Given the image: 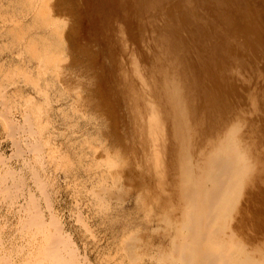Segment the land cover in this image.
<instances>
[{"label": "rangeland", "instance_id": "rangeland-1", "mask_svg": "<svg viewBox=\"0 0 264 264\" xmlns=\"http://www.w3.org/2000/svg\"><path fill=\"white\" fill-rule=\"evenodd\" d=\"M21 1L0 0V17H3L0 18V21L3 20L0 22V99L5 94L2 100L8 105H2L8 108L5 110L0 100V160L6 161L0 165L3 167L1 174L11 169L17 174L14 178L16 182L13 178L8 181L13 189L11 186L8 187L9 192L7 188L4 191L0 189V264H49L48 258L40 255L41 247L39 251L37 247L44 243L45 233L50 230L57 232L52 230L55 223L60 225L64 235L57 237L58 246L66 245L68 241L69 250H74L73 256L80 264H117L122 261V264H197L193 255L178 252L180 249L175 244V240L178 242L181 238H178L174 228L180 223L181 209L185 206L184 199H181L184 189L180 188V182L181 186L184 185L185 178L181 180V173L187 167L185 170L191 174L188 183L192 184L195 167L201 159L200 151L207 148L211 142L209 139L213 141L215 136L217 139L230 129L232 132L229 134L233 135L232 139L244 156L250 173L229 214L230 228H225L231 229L236 237L237 251L230 252L236 251L235 255L245 264H264V0H48V11L44 8L46 10L41 14L49 22L43 39L40 36L43 17L37 20L35 13L28 10L31 2ZM229 17L232 18L230 23ZM7 18L11 22H6ZM195 29L200 33L197 34ZM19 36L22 37L19 39ZM14 37L19 40L15 41ZM193 38H198V43ZM26 39L27 42L30 39L28 46ZM39 55L44 62L38 68ZM213 57L216 59H211ZM198 81L220 100L219 109L207 111V121L202 125L199 123L201 116L190 106L192 93L189 95L190 86ZM32 83L40 90L38 94L33 86L30 87ZM172 85H176L187 97L184 110L187 111L188 121L186 118L183 128L186 133L189 131L191 137L186 141L188 147L183 150L182 138L179 139L177 134L176 116L172 117L170 111L173 108L166 105L169 98L167 91ZM156 91L162 94V101L157 98ZM195 92L193 90L194 97ZM161 104L165 109H161L159 115L164 122V140H167L161 145L162 169L156 166V158L152 154L153 135L150 136L147 124L148 105L158 111ZM176 112L178 110L173 113L176 115ZM21 114L30 116L31 122L28 118L27 122V119L23 120V116H19ZM4 117L12 120L13 124L8 128L2 121ZM184 120L185 117L182 123ZM28 122L29 127L34 129L31 133L35 132L37 136L32 134L30 138L29 132V137L24 140L25 133L21 130L27 134ZM10 127L16 129L15 132ZM16 131L20 133L21 140ZM33 139L37 144L40 140L36 149L40 146L43 149V152L41 148L40 152L38 150L40 161L35 159V153L30 149V146L34 147ZM24 142H28L27 147L32 153L28 154ZM89 145L91 150L87 147ZM18 147L23 152L27 150L21 153ZM184 154L189 155L185 156L186 161L181 158ZM25 157L27 160H24ZM42 161L43 168L39 166ZM88 163L92 169L87 171ZM224 167L221 164L218 170H226ZM219 173L223 175L226 171ZM34 176L38 180L41 177L43 185L30 179ZM19 180L24 181L19 184ZM100 181L106 184L101 187ZM94 182L97 184L94 185ZM16 186L25 188L19 191L14 189ZM92 186L97 187L95 190L99 187L104 190L96 193ZM107 186L110 193L105 192ZM109 186L116 189L115 192ZM78 187L79 190L76 189ZM10 189L15 192L12 194ZM75 191H79L80 195ZM41 192L46 193L48 201L40 195ZM93 192L96 199L98 194L104 207L102 202L96 201ZM81 194H85L86 198ZM198 194L199 191H195L192 199H196ZM30 195L36 198L32 207ZM75 198L79 202L76 203ZM34 204L39 207H34L31 212ZM36 211L39 212L36 214ZM48 213H52L54 218L50 219ZM29 218L32 222L37 220L34 227ZM28 229L32 231L27 232ZM92 231L94 236L89 234ZM38 235L39 238L36 237ZM129 243L133 247H129L131 253L136 252V255L130 254L132 260L136 256L132 262L128 259L131 258L129 254L125 253L129 251ZM247 248L249 251H246ZM260 254L262 257H259ZM77 260H68L67 264H78Z\"/></svg>", "mask_w": 264, "mask_h": 264}, {"label": "bare ground", "instance_id": "bare-ground-1", "mask_svg": "<svg viewBox=\"0 0 264 264\" xmlns=\"http://www.w3.org/2000/svg\"><path fill=\"white\" fill-rule=\"evenodd\" d=\"M23 1V0H22ZM21 1V2H22ZM27 1V0H26ZM26 1H23V2H25V3H27ZM47 1L48 0H29V5L27 6V7H30L29 9L28 8H26V9H28L29 10V12L30 11H33L34 13H35V15L34 16H37V20H38V18H41V17H43V19H41V25H40V27H41V30H43L42 31V33H41V38L42 37H44L45 35H46V32H47V27H46V24H48L49 22H48V19H46V17H45V19H44V16H42L41 14L42 13H44V11L46 10V11H48V8H47ZM183 1V0H182ZM17 2H19V0H17ZM49 2V1H48ZM160 2V1H159ZM209 2V1H208ZM123 3V2H122ZM180 3V2H179ZM197 3V2H196ZM143 4V3H142ZM183 4V3H182ZM204 4H206V2H204ZM208 4V3H207ZM122 5V4H121ZM229 5V4H228ZM22 6V8H24L25 7V5H24V7H23V5H21ZM200 6V5H199ZM207 6V5H206ZM217 6H219V5H217ZM44 8H46V9H44ZM108 8V7H107ZM187 8V7H186ZM193 8V7H192ZM1 9V8H0ZM3 9V8H2ZM160 9V8H159ZM185 9V8H184ZM199 9V8H198ZM216 9V8H215ZM10 10H12V9H10ZM18 10V9H17ZM194 10H196V9H194ZM214 10V9H213ZM156 11V10H155ZM28 11H27V13H29ZM189 12H191V11H189ZM210 12H212V11H210ZM216 12V10H214V13ZM32 13V12H31ZM46 14V16H47V12H45ZM169 13V12H168ZM198 13V12H197ZM33 14V13H32ZM213 14V13H212ZM215 14H217V13H215ZM2 14H0V16H1ZM27 15V14H26ZM41 15V16H40ZM44 15V14H43ZM206 15V14H205ZM214 15V14H213ZM31 16V15H30ZM33 15H32V17L33 18H36V17H34ZM40 16V17H39ZM50 16V15H49ZM198 16V15H197ZM25 17V16H24ZM179 17V16H178ZM186 17H187V15H186ZM228 17V16H227ZM1 18V17H0ZM3 18V17H2ZM1 18V19H2ZM33 18H31V19H33ZM190 18V17H189ZM230 18L231 17H229L228 19V22L230 23ZM5 19V18H4ZM188 19V18H187ZM232 19V18H231ZM51 19H49V21H50ZM173 20V19H172ZM178 21H179V24H181L180 23V19L178 18L177 19ZM1 21H3V20H1ZM0 21V22H1ZM6 22H11L10 21V18L8 19H6L5 20ZM188 22H189V20H188ZM24 23V22H23ZM184 23H185V16H184ZM186 23H187V21H186ZM232 23V22H231ZM21 24V23H20ZM24 24H26V23H24ZM178 24V25H179ZM190 24V23H189ZM186 25V24H185ZM188 25V24H187ZM194 25V24H193ZM192 25V26H193ZM195 26V25H194ZM186 27V26H185ZM224 27V26H223ZM170 28V27H169ZM193 28V27H192ZM194 28H197V27H194ZM241 28V27H240ZM18 29V28H17ZM142 29V28H141ZM177 29V28H176ZM198 29V28H197ZM7 31V30H6ZM25 31V30H24ZM194 31V30H193ZM192 31V32H193ZM195 31H196V33L198 34V33H200V30H196L195 29ZM194 31V32H195ZM197 31H199V32H197ZM213 31V30H212ZM4 32V31H3ZM190 32V31H189ZM191 32V33H192ZM5 33V32H4ZM19 33V32H18ZM190 33V34H191ZM195 34V33H194ZM193 33H192V35H194ZM197 34H195V36L197 35ZM259 34V33H258ZM3 35V34H2ZM18 35H20V34H18ZM25 35V34H24ZM109 35V34H108ZM192 35H191V37H192ZM11 36V35H10ZM17 36V35H16ZM36 36V35H35ZM22 36H19V39L21 38ZM198 37V36H197ZM232 37V36H231ZM230 37V38H231ZM24 38V37H23ZM189 38V37H188ZM14 39H15V37H14ZM16 39H18V37L16 38ZM16 39H15V41H16ZM18 39V40H19ZM43 39V38H42ZM120 39V38H119ZM192 40V39H191ZM191 40L189 41V42H191ZM193 40H198V38H193ZM29 41H30V39L28 40V42H27V39L25 40V43L27 44L26 46H28V44H29ZM120 41V40H119ZM19 41H17L16 43H18ZM188 42V43H189ZM224 42V41H223ZM238 42V41H237ZM25 43H24V45H25ZM187 43V42H186ZM197 43H198V41H197ZM232 43V42H231ZM241 43V42H240ZM20 44V43H19ZM228 44V43H227ZM16 45V44H15ZM181 45H183V44H181ZM186 45V44H185ZM188 46H189V44H187ZM193 45V44H192ZM220 45V44H219ZM223 45H224V43H223ZM21 46V45H20ZM217 46V45H216ZM225 46V45H224ZM14 47V46H13ZM18 47V46H17ZM45 47H46V45H45ZM191 47H195V46H190L189 48H191ZM229 47V46H228ZM21 48V47H20ZM25 48V47H24ZM211 48V47H210ZM19 49V48H18ZM23 49V48H22ZM26 49V48H25ZM229 49L230 48H228V51H229ZM239 49V48H238ZM44 50V49H43ZM46 50V49H45ZM25 52V51H24ZM197 52V51H196ZM224 53H225V50H224ZM25 54V53H24ZM37 54V53H36ZM20 55H22V54H20ZM29 55V54H28ZM234 55V54H233ZM12 56V55H11ZM32 56V55H31ZM224 56V58L226 57L225 56V54L223 55ZM237 56V55H236ZM37 57V56H36ZM197 57V56H196ZM27 58V57H26ZM195 58V57H194ZM216 59V57H213V58H211V59ZM32 59V58H31ZM200 59V58H199ZM211 59H209V61L211 62ZM20 61L22 62L23 60H21L20 59ZM30 61V60H29ZM32 61V60H31ZM30 61V62H31ZM39 61L41 62V64L39 63ZM217 61V60H216ZM244 61V60H243ZM42 62H44V59L42 58V56H38L37 57V63H36V66H38V68H39V66L40 65H42ZM210 62H209V64H210ZM213 63H214V61H212ZM211 62V63H212ZM247 62V61H246ZM240 63V62H239ZM24 64V61H23V63H22V65ZM38 64V65H37ZM220 65H223L222 63H219ZM25 65V64H24ZM56 65V64H55ZM212 65V64H211ZM216 65V64H215ZM58 66V65H57ZM33 67V66H32ZM166 67V66H165ZM200 67V66H199ZM26 68H27V66H26ZM38 68H37V70H38ZM41 68V67H40ZM44 68V67H43ZM201 68V67H200ZM15 70V69H14ZM43 70V69H42ZM33 71V70H32ZM46 71V70H45ZM134 71V70H133ZM136 71V70H135ZM138 71V70H137ZM260 71V70H259ZM23 72H24V70H23ZM39 72V71H38ZM56 72V71H55ZM25 73V72H24ZM50 73V72H49ZM58 73V72H57ZM143 73V72H142ZM198 73V72H197ZM137 74V73H136ZM135 75V74H134ZM193 75V74H192ZM195 75V74H194ZM216 75V74H215ZM7 77H9V76H7ZM114 77V76H113ZM173 77V76H172ZM207 79V78H206ZM19 81V80H18ZM111 82V81H110ZM109 83V82H108ZM171 83V80L169 81V84ZM190 83V82H189ZM204 83H206V82H204ZM8 84V83H7ZM22 84V83H21ZM33 85H31L30 87H32L33 86V88L35 89H33L34 91H36L37 92V94H38V92H40V90L38 89V87H37V85H35L34 83H32ZM48 84V83H47ZM188 84V83H187ZM6 86V85H5ZM28 86V85H27ZM112 86V85H111ZM139 86V85H138ZM29 87V86H28ZM47 87V86H46ZM45 87V88H46ZM113 88V87H112ZM137 88V87H136ZM48 89V88H47ZM52 89V88H51ZM3 90V89H2ZM138 90H139V88H138ZM193 90H195L196 92H195V97H194V93H193ZM5 91V90H4ZM43 91V90H42ZM0 92H1V89H0ZM6 92V91H5ZM42 93H45V92H41V94ZM49 93V92H48ZM47 93V94H48ZM167 93H168V95H169V98H168V102H166V105L168 104L170 107H172L173 108V110H170L171 111V113H172V117H174V116H176V124H177V134H178V138L179 139H181L182 138V143H181V147H182V150L183 149H185L186 147H188V145H187V143H186V141L187 140H189L190 139V135L188 134L189 133V131H188V133H186L185 132V130H184V128L183 127H185L183 124L186 122V118H187V121H188V116H187V111H186V109L184 110V107H186L185 106V104H184V102H185V99L187 98L186 97V95L176 86V85H172L171 87H170V89H169V91H167ZM190 93H192V95H190ZM155 94H156V96H157V98L159 97V99H160V101H162V94L159 92V91H156L155 92ZM0 95H1V93H0ZM5 95V94H4ZM4 95H2L1 97H2V99H4L3 98V96ZM40 95V94H39ZM189 95H190V99H191V105L190 106H192V108L195 110L196 109V111H197V115L198 116H201V120L199 121V123H200V125H202V124H205L206 123V121H207V117H205V115L207 114V111L208 112H210L209 110L210 109H219V107H218V105L220 104L219 102H220V100H218L217 98H215L216 96H215V94L214 93H210V92H208L207 90H205V86H204V84L202 83V82H200V81H198L196 84H193V85H191L190 86V90H189ZM44 96V100H45V97H46V94H44L43 95ZM171 96V97H170ZM49 97V96H48ZM135 98V97H134ZM162 98V99H161ZM171 98V99H170ZM2 99H0L2 102H1V106L4 104V107H6V106H8L7 104L5 105V103H4V100H2ZM6 99V98H5ZM48 99V98H47ZM132 99V98H131ZM222 99H224V98H222ZM222 99H221V101H222ZM10 102V101H9ZM16 102V101H15ZM50 102V101H49ZM150 102H152V101H150ZM190 102V101H189ZM8 103V102H7ZM165 103V102H164ZM15 104V103H14ZM162 105L163 104H161L160 106L161 107H159V105H158V109H160V110H158L157 111V108L155 109L154 107H152L151 105H148L149 107H147L146 105V107H147V118H148V127H149V134H150V136L151 135H153L152 137H151V139H152V147H153V149H152V154L155 156V158H156V166L157 167H159V168H161L160 166L161 165H163L162 164V159L163 158H161V155L163 156V153H162V144H163V141L165 142H167V140H164V138H165V128H164V122H162L163 121V119L160 117L161 115H159V111H162L161 109H163L162 108ZM72 106V105H71ZM3 107V106H2ZM3 107V108H4ZM17 107H20V106H17ZM163 107H165V105L163 106ZM176 109H175V108ZM3 108H1V109H3ZM15 108V107H14ZM51 108V107H50ZM5 110L6 109H8V108H4ZM3 109V110H4ZM146 109V108H145ZM150 109V113L148 112V110ZM165 109V108H164ZM163 109V110H164ZM21 110H22V108H21ZM23 110H25V109H23ZM32 110V109H31ZM175 110L177 111L178 110V112H176V115H175V113H173V112H175ZM214 110V111H215ZM12 111V110H11ZM38 111V110H37ZM25 112V111H24ZM32 112V111H31ZM34 112V111H33ZM28 113V112H27ZM35 113V112H34ZM36 114V113H35ZM161 114V113H160ZM9 115V114H8ZM26 115V114H25ZM28 115H29V113H28ZM37 115V114H36ZM6 116V115H5ZM19 116H23L22 114L21 115H19ZM31 116H33L34 117V115H32L31 114ZM30 116H28L27 117V115H26V117L25 116H23V120H26L27 118L29 119V121H30V119L31 118H29ZM40 117V116H39ZM184 117H185V120H184V122L182 123V120L184 119ZM11 118V117H10ZM36 118V117H35ZM147 118H145V119H147ZM28 119L26 120V122L28 121ZM34 119V118H33ZM178 119H179V121H178ZM39 120V119H38ZM37 120V121H38ZM167 120V119H166ZM199 120V119H198ZM2 121L4 122V124L6 125V127L8 126H11V123H12V120L11 119H9L8 117H4V119H2ZM34 122H36L35 120H33ZM147 121V120H146ZM168 121V120H167ZM17 122V121H16ZM31 122V121H30ZM67 122V121H66ZM182 123V124H181ZM13 124V123H12ZM32 124V127L34 126L33 125V123H31ZM30 124V125H31ZM167 124V123H166ZM19 125V124H18ZM17 125V126H18ZM26 125H28L27 126V128H26V130H28V132H27V134H26V132H24V131H22L21 130V132L22 133H25L24 134V136L25 137H23L24 138V140H26V138H28L29 137V134H31L30 135V138H32L31 136H32V134H34L35 135V132L34 133H31V131H34V129L33 128H31V127H29V122L28 123H26ZM40 125V124H39ZM171 125V124H170ZM15 126H16V124H15ZM15 126H14V128H15ZM22 126V125H21ZM20 126V127H21ZM188 126V125H187ZM5 127V126H4ZM7 127V128H8ZM19 127V126H18ZM24 127H26V126H24ZM28 127H29V129H28ZM6 128V129H7ZM10 128H12V127H10ZM14 128H12L13 129V132H15L14 130H16V129H14ZM190 128V127H189ZM19 129V128H18ZM17 129V131H19ZM23 129H25V128H23ZM172 129V128H171ZM188 129V128H187ZM25 130V131H26ZM16 131V132H17ZM12 132V133H13ZM30 132V133H29ZM230 132H232V129H230V130H228L225 134H223V135H221V136H217V139H216V136H215V138H213V141L211 140V139H209L211 142L209 143V145L207 146V148H204V149H202L201 151H200V154H201V159H200V162H199V164L195 167V175H194V178H193V183L192 184H189L188 182L189 181H191L189 178V175H191L190 174V171L189 170H185V168H187V167H184L183 169H184V171L182 170V172H184V173H181L182 174V178H181V180H183V178H185V181H183V184L185 185V187L186 186H188V187H183L184 185H182L181 186V183L182 182H180V188H183L184 190V194H182V192L180 193V194H182L183 195V197H181V199L183 198L184 199V202H183V204L185 205L184 206V208H183V210L181 209V221H180V223L179 224H177V227L176 228H174L176 231V234H177V236H178V238L180 237L181 239L177 242L176 240H175V244L177 243L178 244V247H177V249H180V250H177L178 252H183V253H186V254H190V255H193V259H195V261H196V263L197 264H245L246 262H242L240 259H238V257L235 255V252L237 251L236 249V240H235V238L236 237H234L235 236V234H233L231 231V229L230 230H227V229H225V228H228V217H229V214H230V212H231V210H233L232 209V207H233V205L235 204V201H236V196H237V194H238V192L242 189V187H243V185H244V183H245V179H246V177L250 174V173H248V171L249 170H247L248 168H249V166H247V164L245 163V158H244V156H242L241 155V153L238 151V147H237V145H236V142L232 139V138H234L233 137V135L231 136L229 133ZM29 133V134H28ZM191 133V132H190ZM9 134V133H8ZM14 135L16 134V133H13ZM17 134H18V132H17ZM43 134V133H42ZM219 134V133H218ZM13 135V136H14ZM20 133L18 134V138L21 140V138H20ZM12 136V138L14 139V137H16V136H14L13 137ZM35 136H37V135H35ZM41 136V135H40ZM176 137H177V135H176ZM215 139V140H214ZM23 140V139H22ZM28 141H29V139H27ZM34 141H33V144H34V147L32 146V148H31V146H30V149L35 153L34 155H35V159H39V161H40V159H41V157H39L40 156V150L42 149V147L40 146V148L39 149H36V147L38 148V144H40V140H38L37 142H38V144L35 142V139H33ZM15 141V140H14ZM18 141V140H17ZM16 141V142H17ZM12 142V141H11ZM52 142H53V140H52ZM207 142H209V141H207ZM15 143V142H14ZM25 143V142H24ZM30 143V142H29ZM16 144V143H15ZM18 144H19V141H18ZM35 144H37L36 146H35ZM14 145V144H13ZM17 145V144H16ZM27 145H28V142H26L25 143V145L24 146H26L27 147ZM30 145H32V143H30ZM162 145V146H161ZM185 145H187V146H185ZM211 145V146H210ZM19 146H20V144H19ZM167 146V145H166ZM84 147V146H83ZM88 147V149L90 148V145L89 146H87ZM19 149H18V151L20 150L21 151V153H24V152H26V150L23 152V149L22 148H20V147H18ZM28 148V147H27ZM16 149V148H15ZM31 150H29V148H28V154L31 152L32 153V151ZM37 150V151H36ZM38 150H39V152H38ZM89 150H91V148L89 149ZM17 151V150H16ZM48 151V150H47ZM86 151V150H85ZM187 151H188V149H187ZM186 151V152H187ZM15 152V151H14ZM42 152H43V149H42ZM180 152V151H179ZM186 152H185V154H186ZM19 153V152H18ZM20 153V154H21ZM50 153V152H49ZM48 153V154H49ZM90 153H91V151H90ZM169 153V152H168ZM184 153V152H183ZM17 154V153H16ZM167 154V153H166ZM182 155V157L181 158H184L185 159V161L187 160L186 159V157H188V156H186V155ZM189 154V153H188ZM23 155V154H22ZM25 155V154H24ZM27 155V154H26ZM180 155H181V153H180ZM19 156H21V155H19ZM43 156V155H42ZM53 156V155H52ZM186 156V157H185ZM37 157H39V158H37ZM22 158V157H21ZM32 159V158H31ZM18 160V159H17ZM24 160H27L26 159V157L24 158ZM42 160H44V159H42ZM154 160V159H153ZM38 161V160H37ZM38 161V162H39ZM83 161V160H82ZM94 161V160H93ZM164 161V160H163ZM181 162H182V164H184L183 163V160H180ZM184 161V162H185ZM190 161V160H189ZM188 161V163H190ZM6 162V161H5ZM5 162L4 161H1L0 160V164H5ZM84 162H86V161H84ZM90 162V161H89ZM45 163V162H44ZM154 163V162H153ZM186 163V162H185ZM220 163V164H219ZM24 164V163H23ZM26 164H27V162H26ZM29 164H31V163H29ZM40 164V163H39ZM59 164H61L60 162H59ZM89 164V163H88ZM91 164H92V161H91ZM166 164V163H165ZM196 164V163H195ZM224 165L225 167L224 168H226V170H224V169H221L220 171L218 170V168L220 167V165ZM7 165V164H6ZM35 165H36V163H35ZM41 165L43 166L44 164H43V161H42V163L39 165L40 167H41ZM93 165V164H92ZM99 165H100V163H99ZM105 165V164H104ZM190 165H192V163H190ZM5 166V165H4ZM25 166V168H26V165H24ZM28 166V165H27ZM60 166V165H59ZM86 166H87V164H86ZM85 166V167H86ZM89 166H91L90 164L88 165V167H86V169L85 170H87L88 168H91V167H89ZM186 166V165H185ZM251 166V165H250ZM56 167H57V165H56ZM96 167V166H95ZM99 167V166H98ZM101 167V166H100ZM100 167H99V169H100ZM167 167V166H166ZM193 167V166H192ZM252 167V166H251ZM2 166L0 165V189L1 190H5L6 188H7V190L10 188V186L12 185L11 183V185L9 186L8 184V181H9V179H11V178H15L16 177V175H15V172L13 173L11 170H10V172H4L5 174L3 175V174H1V172H2ZM24 168V169H25ZM41 168H43V167H41ZM189 168V167H188ZM5 169H7V168H5ZM23 169V168H22ZM28 169V168H27ZM56 169V168H55ZM92 169V168H91ZM109 169V168H108ZM158 169V168H157ZM156 169V170H157ZM162 169V168H161ZM182 169V168H181ZM180 169V170H181ZM29 170V169H28ZM32 170H34V169H32ZM36 170V169H35ZM37 170H38V168H37ZM89 170V169H88ZM87 170V171H88ZM98 170V169H97ZM101 170V169H100ZM165 170V169H164ZM193 170V169H192ZM191 170V171H192ZM226 171V173L224 174L223 173V171ZM251 170V169H250ZM22 171V170H21ZM93 171V170H92ZM158 171V170H157ZM186 171V172H185ZM188 171H189V173H188ZM26 172V171H25ZM32 172V171H31ZM85 172V171H84ZM109 173H110V170L108 171ZM219 172H222L223 173V175L222 174H220ZM39 173V172H38ZM37 173V174H38ZM90 173V172H89ZM98 173V172H97ZM112 173V172H111ZM111 173H110V175H111ZM36 174V173H35ZM39 175V174H38ZM38 175H36V176H38ZM40 175H41V172H40ZM93 175V174H92ZM18 176H19V174H18ZM31 176V175H30ZM36 176H34L35 178H30L31 180H33V179H35L34 181L37 183V181H39L40 183H41V177L39 178V180H38V177H37V179H36ZM46 176V175H45ZM89 176H90V174H89ZM89 176H88V178H89ZM113 176V175H112ZM184 176V177H183ZM221 176H223L222 178H221ZM87 177V176H86ZM95 177V176H94ZM103 177V176H102ZM116 177V176H115ZM21 178H23V177H21ZM98 178H99V176H98ZM113 178V177H112ZM191 178V179H192ZM24 179V178H23ZM91 179H92V177H91ZM116 179H118V178H116ZM15 180V182H16V179H14ZM77 180V179H76ZM95 180V179H94ZM101 180V179H100ZM114 180H115V178H114ZM113 180V181H114ZM20 181V180H19ZM23 181L24 180H21L20 182H19V184L20 183H23ZM43 181V180H42ZM92 181V180H91ZM90 181V182H91ZM99 181V180H98ZM98 181H96V182H98ZM113 181H111V182H113ZM118 181V180H117ZM14 181H12V183H13ZM14 182V183H15ZM18 182V181H17ZM27 182V181H26ZM34 182V183H35ZM74 182V181H73ZM75 182H77V181H75ZM115 182V185H116V181H114ZM119 182V181H118ZM100 185H101V187H102V184H106V183H102L101 181H100ZM17 184V183H16ZM16 184H14V186L16 185ZM73 184V183H72ZM70 185L69 184V186L71 187V186H73V185ZM97 184V183H96ZM95 184V182H94V185H96ZM257 184V183H256ZM5 185H6V187H5ZM18 185V184H17ZM22 185V184H21ZM39 185V184H38ZM37 185V186H38ZM41 185H43V183H41L40 184V186ZM76 185V184H75ZM86 185V184H85ZM93 185V184H92ZM98 185H99V183H98ZM114 185V186H115ZM32 186V185H31ZM79 186V185H78ZM81 186V185H80ZM9 187V188H8ZM13 186H11V188H12ZM18 186H16L14 189L15 190H19V191H22V190H20V189H22L23 188V186H21V188L20 187H18ZM77 187V186H76ZM86 187V186H85ZM84 187V188H85ZM93 188H94V186H92ZM104 187V186H103ZM110 187V186H109ZM257 187V186H256ZM17 188V189H16ZM24 188H25V186H24ZM23 188V189H24ZM28 188V187H27ZM43 188V187H42ZM87 188V187H86ZM92 188V190H95L97 187H95L94 189ZM106 188V187H105ZM112 187H110V190H113V189H111ZM115 188V187H114ZM116 188L118 189V186H116ZM13 189V188H12ZM33 189V188H32ZM44 189H45V187H44ZM77 190H79L80 188L78 187V188H76ZM82 189H83V185H82ZM101 188L99 187L97 190H95L96 191V193H99V190H100ZM103 190H104V188H102ZM102 189L100 190V191H102ZM109 188H108V186H107V189H105L106 191L105 192H109V190H108ZM0 190V191H1ZM6 190V191H7ZM11 190V189H10ZM40 190V189H39ZM38 190V192H40V191H42V190H40L39 191ZM85 190H87V189H85ZM92 190L90 191V192H92ZM116 190V189H115ZM115 190H113V192H115ZM180 190H182V189H180ZM18 191V192H19ZM33 191V190H32ZM46 191V190H45ZM81 191V190H80ZM98 191V192H97ZM195 191H197V193H198V191H199V198L198 197H196V199L194 198V199H192L193 197H191L192 196V194L193 193H195ZM8 192H9V190H8ZM7 192V194H9ZM15 192V191H14ZM13 192V193H14ZM75 192H78V194L80 193L79 191H75ZM11 193H12V190H11ZM12 193V194H13ZM17 193V192H16ZM23 193V192H22ZM42 194H40V195H42L43 197H44V199L45 198H47V201L49 200L48 199V196H46V193H44V192H41ZM44 193V194H43ZM74 193V192H73ZM88 193H89V191H88ZM94 193V192H93ZM100 193H102V192H100ZM104 193V192H103ZM110 193V192H109ZM241 193V192H240ZM31 194V193H30ZM26 195V194H25ZM32 195V194H31ZM30 195V198L32 197V199H31V201L33 200V202H31L30 203V205L32 204V203H34V201H36L35 199L36 198H34L33 196H31ZM48 195V194H47ZM77 194H75V196H76ZM80 195V194H79ZM81 195H85V194H81ZM95 195V193L93 194V196ZM108 195V194H107ZM181 195V196H182ZM262 195V194H261ZM11 196V195H10ZM9 196V197H10ZM21 196V195H20ZM24 196V195H23ZM29 195H27V197H28ZM92 195H91V197H93ZM194 196V195H193ZM2 197V196H1ZM8 197V196H7ZM7 197L5 198V199H7ZM16 197H18V196H16ZM15 197V198H16ZM22 197V196H21ZM26 197V198H27ZM78 197V196H77ZM76 197V198H77ZM98 194H97V199L95 198V196H94V198L96 199V201H99L100 202V200L98 199ZM188 197V199H186ZM238 197V196H237ZM252 197V196H251ZM250 197V198H251ZM255 197V196H254ZM14 198V197H13ZM24 198V197H23ZM29 198V197H28ZM34 198V199H33ZM74 198V197H73ZM76 198H75V201H76V203L77 202H79V201H77L76 200ZM85 198H86V195H85ZM84 198V199H85ZM90 198V197H89ZM100 198H102V196L100 197ZM108 198H110V197H108ZM240 198V197H239ZM19 199V198H18ZM17 199V200H18ZM81 199V198H80ZM83 199V198H82ZM81 199V200H82ZM93 199V198H92ZM91 199V200H92ZM95 199H93V200H95ZM238 199V198H237ZM3 200H4V198H3ZM10 200V199H9ZM20 200H21V198H20ZM46 200V199H45ZM102 200H104L105 201V199L104 198H102ZM107 200V199H106ZM119 200V199H118ZM252 200V199H251ZM5 201V200H4ZM22 201H23V199H22ZM30 201V200H29ZM40 201V200H39ZM46 201V202H47ZM52 201V200H51ZM28 202V201H27ZM83 202V201H82ZM81 202V203H82ZM95 202V201H94ZM102 202V201H101ZM100 202V203H101ZM260 202V201H259ZM4 203V202H3ZM26 203V202H25ZM45 203V202H44ZM49 203V202H48ZM81 203H80V205H81ZM92 203V202H91ZM99 203V206L101 207V204H102V206H103V202L100 204ZM238 203V202H237ZM27 204L28 203H26L25 205L27 206ZM93 204V203H92ZM98 204V203H97ZM19 204L17 203V206H18ZM21 205V204H20ZM29 205V204H28ZM30 205L28 206V207H30ZM39 205V204H38ZM44 205V204H43ZM49 205V204H48ZM79 205V206H80ZM96 205V204H95ZM106 205V204H105ZM3 206V205H2ZM23 206V205H22ZM22 206H20L19 208L20 209H22ZM46 206V205H45ZM86 206V205H85ZM98 206V205H97ZM183 206V205H182ZM239 206V205H238ZM28 207H27V210H28ZM31 207H32V205H31ZM34 207L36 208V207H39V206H36L35 204H34V206H33V209L31 208H29L30 210H31V212L34 210ZM43 207V206H42ZM50 207V206H49ZM90 207V206H89ZM104 207V206H103ZM46 208H47V206H46ZM51 208H52V205H51ZM50 208V209H51ZM83 208V207H82ZM88 208V207H87ZM92 208V207H91ZM90 208V209H91ZM102 208V207H101ZM236 208H237V206H236ZM48 209V208H47ZM103 209V208H102ZM235 209V208H234ZM12 210V209H11ZM17 210L19 211V209L17 208ZM37 210V209H36ZM49 210V209H48ZM53 210V209H52ZM93 210V209H92ZM95 210V209H94ZM93 210V211H94ZM104 210V209H103ZM103 210H101L100 211V209H99V212L100 213H103ZM239 210V209H238ZM42 211V210H41ZM97 211V210H96ZM235 211H236V209H235ZM235 211H233V212H235ZM22 212V211H21ZM30 212V211H29ZM28 212V213H29ZM37 212H39V211H36L35 213L37 214ZM50 212V211H49ZM98 212V211H97ZM98 212V213H99ZM240 212H242V211H240ZM18 213H20V211L18 212ZM23 213H24V209H23ZM42 213V212H41ZM94 213H95V211H94ZM98 213H97V215H98ZM43 214V213H42ZM49 215H50V213H48ZM93 214V213H92ZM245 214V213H244ZM30 215V214H29ZM34 215V214H33ZM51 215H52V213H51ZM51 215H50V219H52V217H51ZM94 215H96V214H94ZM102 215V214H101ZM233 215H234V213H233ZM232 215V216H233ZM25 216V215H24ZM27 217H28V215H26ZM40 216V215H39ZM42 216V215H41ZM45 216V214L43 215V217ZM240 216V215H239ZM19 217V216H18ZM26 217V218H27ZM32 217V216H31ZM255 217V216H254ZM34 218V217H33ZM36 218V217H35ZM40 218H42V217H40ZM39 218V219H40ZM54 218V217H53ZM247 218H249V216L247 217ZM246 218V219H247ZM30 220L29 221H31L32 222V218H29ZM37 219V218H36ZM47 219V218H46ZM244 219V218H243ZM264 219V218H263ZM24 220H25V217H24ZM28 220V218L26 219V221ZM38 220V219H37ZM37 220H35V221H33L32 223H33V227H34V222H36ZM41 220V219H40ZM39 220V221H40ZM44 220H45V217H44ZM161 220V219H160ZM42 221V220H41ZM46 221V220H45ZM77 221V220H76ZM234 221V220H233ZM244 221V220H243ZM243 221L241 222V223H243ZM24 222V221H23ZM44 222V221H43ZM47 222V221H46ZM244 222H247V221H244ZM25 223V222H24ZM23 223V224H24ZM32 223H31V225H32ZM51 223H53V222H51ZM55 223V222H54ZM230 223V222H229ZM250 223V222H249ZM29 224H30V222H29ZM37 224H40V223H38L37 222ZM43 224V223H42ZM58 224V223H57ZM56 223L54 224V228L52 229V230H56L57 232H52L51 230L46 234H44V236H43V238H44V243L42 244H40V246L39 247H37L38 249V251H39V248L41 247V250H40V255L43 257V256H45V258H48V260H49V262L51 263V264H67V262H68V260H73V262L75 261V260H77V259H75V256H73L74 254H73V251L74 250H72V251H70L69 249H71V248H69L68 246L69 245H67V243H68V241H67V243H66V245H63V246H61V247H59L58 245V243L56 242V239H57V237H60V238H62L64 235H63V231H62V229H61V227H60V225L58 226ZM171 224V223H170ZM36 225V224H35ZM240 225H242V224H240ZM249 225V224H248ZM21 226V225H20ZM26 226V225H25ZM24 226V228H26ZM38 226V225H37ZM45 226V225H44ZM53 226V225H52ZM82 226V225H81ZM243 226V225H242ZM245 226V225H244ZM243 226V227H244ZM85 226H83V228H84ZM243 227H241V228H243ZM246 227V226H245ZM23 228V229H24ZM29 229H31L30 228V225H29V227H28ZM42 228V227H41ZM229 228H230V226H229ZM228 228V229H229ZM232 228V227H231ZM252 228V227H251ZM28 229V231L27 232H29V231H32V230H29ZM33 229H35V228H33ZM42 230V229H41ZM40 230V231H41ZM84 230H86V229H84ZM87 230H88V228H87ZM87 230H86V233H87ZM226 230L227 231H229V233L228 232H226ZM242 230V229H241ZM39 231V232H40ZM234 231V230H233ZM42 232V231H41ZM46 232V231H45ZM89 232H90V230H89ZM236 232V231H235ZM31 233V232H30ZM89 234H92L93 235V231H92V233H89ZM175 233H174V235H176ZM247 235H248V233H246ZM243 235V234H242ZM28 236H29V234H28ZM33 236V235H32ZM35 236V235H34ZM42 236V235H41ZM91 235H89L88 237H90ZM94 236V235H93ZM177 236L175 237L176 239H178L177 238ZM27 237V236H26ZM36 237H38L39 238V235L38 236H36ZM96 237V236H95ZM95 237H94V239H95ZM248 237V236H247ZM24 238V237H23ZM38 238H37V240H38ZM93 238V237H92ZM241 238V237H240ZM90 239V238H89ZM245 239V238H244ZM244 239H242V240H244ZM29 240H30V236H29ZM31 241H32V239H31ZM41 241V240H40ZM174 241V240H173ZM245 241V240H244ZM28 243H29V241H28ZM37 242H35V244H36ZM96 243V242H95ZM176 244V245H177ZM247 244V243H246ZM28 245V244H27ZM33 245V244H32ZM136 245V244H135ZM241 245V244H240ZM36 246H37V244H36ZM127 245H125V247H126ZM243 247H244V245H242ZM242 246H240V247H242ZM259 246H261V245H259ZM123 247V246H122ZM124 247V248H125ZM133 248V247H131V245H130V243H129V245L127 246V248H128V250H126L127 248H125V250L126 251H128V253L127 252H125L127 255L129 254H132V256L135 254L136 255V252L135 253H131L132 251H130L131 249L130 248ZM173 247V246H172ZM243 247H242V249H243ZM124 248H122V250L124 249ZM258 248V247H257ZM256 248V249H257ZM33 249H36L35 247H33ZM32 249V250H33ZM118 248H116V250H117ZM244 249H245V247H244ZM243 249V250H244ZM260 249V248H259ZM37 250H35V251H37ZM231 250H236L235 252L233 251V253H231L230 251ZM135 251V250H134ZM174 251V250H173ZM173 251H171L172 253H173ZM246 251H249L248 250V248L246 249ZM252 251V250H251ZM116 252V251H115ZM175 252V251H174ZM256 252V251H255ZM258 252H260V251H258ZM120 253V252H119ZM177 253V252H176ZM249 253H251V252H249ZM264 253V252H263ZM44 254V255H43ZM72 254V255H71ZM174 254L175 253H173V256H174ZM178 254V253H177ZM255 254H257V252L255 253ZM254 253H253V255H255ZM118 255V254H117ZM128 255V257H131V255L129 256ZM238 255V254H237ZM258 255V254H257ZM106 256V255H105ZM107 256H109V255H107ZM172 256V255H171ZM184 256V255H183ZM186 256V255H185ZM189 256V255H188ZM249 256V255H248ZM74 257V259H72ZM111 257V256H110ZM118 257V256H117ZM127 257V258H128ZM136 257V256H135ZM135 257H134V259L133 260H136L135 259ZM239 257H241L240 255H239ZM257 257V256H256ZM259 257H262V255L260 254L259 255ZM106 258V257H105ZM175 258V257H174ZM184 258V257H183ZM264 257H262V259H263ZM108 259V258H107ZM120 259H122V260H125V259H123V258H120ZM120 259H118V261L120 260ZM128 259H131L130 260V262H132L133 260H132V257L131 258H128ZM177 259V258H176ZM256 259V258H255ZM260 259V258H259ZM261 259V260H262ZM27 260V259H26ZM30 260V259H29ZM45 260V259H44ZM104 260V259H103ZM127 260V259H126ZM248 260H249V258H248ZM252 260V259H251ZM37 261V260H36ZM84 261V260H83ZM116 261V260H115ZM165 261V260H164ZM192 261V260H191ZM244 261V260H243ZM264 261V260H263ZM73 262H72V264H73ZM106 262V261H105ZM120 262V261H119ZM123 262V261H122ZM122 262H120L121 264H122ZM126 262V261H125ZM174 262V261H173ZM182 262V261H181ZM254 262V261H253ZM44 262H42L41 264H43ZM45 263H46V261H45ZM49 263V264H50ZM70 263V262H69ZM76 263H78V264H80V261H76ZM115 263V262H114ZM120 263H117V264H120ZM171 264H172V262H170ZM195 263V262H194ZM249 263V262H248ZM251 263V262H250ZM28 264V263H27ZM104 264V263H103ZM113 264V263H112ZM130 264H133V263H130ZM187 264V263H186ZM255 264H257V263H255Z\"/></svg>", "mask_w": 264, "mask_h": 264}]
</instances>
